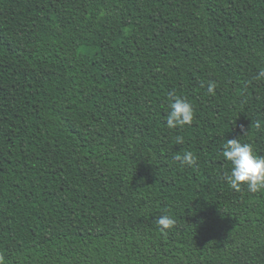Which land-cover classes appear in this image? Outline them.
<instances>
[{
  "label": "trees",
  "instance_id": "16d2710c",
  "mask_svg": "<svg viewBox=\"0 0 264 264\" xmlns=\"http://www.w3.org/2000/svg\"><path fill=\"white\" fill-rule=\"evenodd\" d=\"M262 69L264 0H0L5 264H264V190L222 155L264 156Z\"/></svg>",
  "mask_w": 264,
  "mask_h": 264
},
{
  "label": "clouds",
  "instance_id": "9594fccd",
  "mask_svg": "<svg viewBox=\"0 0 264 264\" xmlns=\"http://www.w3.org/2000/svg\"><path fill=\"white\" fill-rule=\"evenodd\" d=\"M264 78V69L260 70L255 79ZM216 84L214 81L208 83V93L215 94ZM169 110L166 114V126L169 129H176L190 125L194 119V108L184 97L176 95L175 92L168 93ZM241 132H244L241 126ZM246 133H244L245 135ZM177 144H183L184 138L177 136ZM222 155L231 165L225 173V179L232 189L237 191L246 187L249 192L256 193L264 190V156L257 155L253 146L239 139H227L223 145ZM176 160L187 166L196 163V157L191 151H186L182 155H177ZM155 223L161 230L169 229L174 220L169 215H163L156 219ZM0 264H5L3 256H0Z\"/></svg>",
  "mask_w": 264,
  "mask_h": 264
},
{
  "label": "rangeland",
  "instance_id": "374dc122",
  "mask_svg": "<svg viewBox=\"0 0 264 264\" xmlns=\"http://www.w3.org/2000/svg\"><path fill=\"white\" fill-rule=\"evenodd\" d=\"M83 50H84V52H86V53H93V50L90 49V48H84Z\"/></svg>",
  "mask_w": 264,
  "mask_h": 264
}]
</instances>
